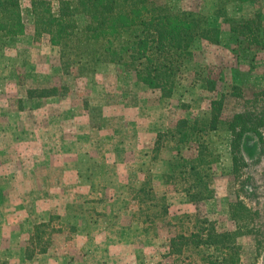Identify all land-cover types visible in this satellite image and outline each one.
<instances>
[{"label": "rangeland", "instance_id": "obj_1", "mask_svg": "<svg viewBox=\"0 0 264 264\" xmlns=\"http://www.w3.org/2000/svg\"><path fill=\"white\" fill-rule=\"evenodd\" d=\"M157 1L203 15L224 31L221 45L196 41L194 61L166 100L113 65L84 77L65 69L49 37H34L31 0H22L27 33L0 47V264H223L228 250L190 244L175 253L171 243L196 233L205 238L213 228L235 234L236 202L250 209L254 228L236 238L238 264H264L258 138L250 135L256 148L245 150V165L231 175L228 127L203 136L212 149L204 169L210 199L192 205L185 192L192 178L184 162L198 158L197 144L183 147L185 160L168 177L179 162L170 129L184 118L206 119L221 95L222 120L231 121L264 91V50L244 47L215 15L217 0ZM257 10L264 26V0L242 12L228 7L233 18ZM207 76L217 81L216 92L202 83ZM232 86L244 96H227ZM35 88H55L59 96L33 99L28 90Z\"/></svg>", "mask_w": 264, "mask_h": 264}, {"label": "trees", "instance_id": "obj_2", "mask_svg": "<svg viewBox=\"0 0 264 264\" xmlns=\"http://www.w3.org/2000/svg\"><path fill=\"white\" fill-rule=\"evenodd\" d=\"M257 0H217L215 15L228 24L245 48L251 51L264 50L263 13L256 11L240 18L230 16L228 7L237 6L243 11L245 5H255ZM56 3V4H55ZM34 18V37H49L53 46L60 49L65 69L73 67V73L86 76L102 65H113L133 72L139 83L149 90L159 91L161 98L172 99L179 77L194 61L195 43L204 40L213 45L223 43L224 31L211 25L209 19L192 11H175L167 3L157 0H31ZM26 22L23 16L22 0H0V47L7 41L25 36ZM201 75V73H200ZM206 89L216 92L218 83L209 76L201 80ZM55 88L29 89L33 99H49L59 96ZM244 96L240 86H232L227 96ZM225 95L212 100L206 119L179 120L168 136L177 142L179 162L173 165L174 179L183 147L197 144L198 158L184 162L192 183L185 192L192 205L210 199L213 191L206 181L204 169L211 164V144L202 140L204 135L225 125L232 133V174H239L245 165V150L256 148L249 142L250 135L258 138L261 155H264V91H260L247 102L243 109L229 122L222 120L225 109ZM249 104V105H248ZM163 134L159 135L158 144ZM251 143V142H250ZM190 147V146H189ZM180 163V164H178ZM231 214L238 226L235 234L220 233L214 228L206 234H192L173 240L171 248L182 253L184 246L205 245L218 251L228 250L223 264H238L240 256L236 244L238 235L252 231L251 211L245 203L232 205ZM234 237V238H233ZM32 257V256H30Z\"/></svg>", "mask_w": 264, "mask_h": 264}]
</instances>
